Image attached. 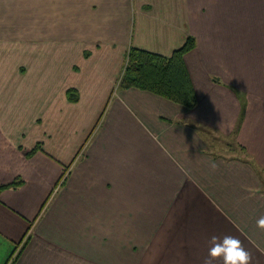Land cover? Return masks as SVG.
<instances>
[{
  "label": "crops",
  "instance_id": "1",
  "mask_svg": "<svg viewBox=\"0 0 264 264\" xmlns=\"http://www.w3.org/2000/svg\"><path fill=\"white\" fill-rule=\"evenodd\" d=\"M188 37L194 108L115 90L132 46L170 56ZM42 44L100 80L52 99L36 63L0 60V186L23 181L0 192V264H205L213 234L264 264V0H0V55ZM63 100L89 114L69 154Z\"/></svg>",
  "mask_w": 264,
  "mask_h": 264
},
{
  "label": "trees",
  "instance_id": "2",
  "mask_svg": "<svg viewBox=\"0 0 264 264\" xmlns=\"http://www.w3.org/2000/svg\"><path fill=\"white\" fill-rule=\"evenodd\" d=\"M195 47L196 40L193 37H188L184 44L170 56H164L132 46L126 54L123 69L116 83L115 90L128 88L147 90L186 108H194L198 98L188 72L185 55ZM67 98L70 102H77L79 100L78 90L69 88L67 90ZM101 122L102 119L100 117L86 142L99 128ZM41 147L42 144L38 142L32 150L26 151V156L31 157L41 150ZM240 147L242 150H245L242 146ZM18 180L20 179H16L6 185H1L0 192L3 189L15 188L23 183V181Z\"/></svg>",
  "mask_w": 264,
  "mask_h": 264
},
{
  "label": "rangeland",
  "instance_id": "3",
  "mask_svg": "<svg viewBox=\"0 0 264 264\" xmlns=\"http://www.w3.org/2000/svg\"><path fill=\"white\" fill-rule=\"evenodd\" d=\"M55 42V41H53ZM49 47V44H42L40 45V50L38 52L41 53H35L34 55L37 56H23L21 55V57H11L8 55H0V60L3 62L6 61H13L16 59H22L25 62H31L33 61L34 63H36L34 69L35 71L33 72V74L31 75V80H37V79H45V81L47 80L50 84H49V97H55L58 94V91L60 90V86L59 84H70L73 81H78L81 82V84H83L85 82V80H88L91 78V81H94V78L96 81L100 80V73L101 71L99 70H95L94 72L90 71L88 69V72L86 71L85 74H81L79 76L80 77H76L75 75H71V73L65 71L66 66H69L70 64H72L74 66V69L78 70L79 66H83V68L88 67V64L85 65V63L83 62L84 57L82 56H78V54H73V55H65L61 56V55H53V54H49V55H43V50L47 49ZM23 56V57H22ZM68 56V57H67ZM69 62V65H67ZM121 63H123V59L121 60ZM66 65V66H65ZM22 66V65H21ZM24 68V67H23ZM5 69V68H4ZM3 69V70H4ZM72 69V68H71ZM75 70V71H76ZM92 72V74H91ZM107 72L103 70V73L105 74ZM90 73V74H89ZM114 70H112V67L110 66V70L108 71V74L113 75ZM10 74V73H9ZM3 77L5 78V74L3 73ZM88 77V78H87ZM93 77V78H92ZM103 77H106L105 75H103ZM11 78V74L10 77ZM15 78V77H13ZM72 85V84H71ZM63 105H66V108H63ZM101 106V105H98ZM52 110L50 113H54L57 111H61L62 113H66L68 119L66 121H64L62 123V126H59L60 130L58 133L59 136V146L67 153L69 154V151L72 147H75L76 145L79 144L80 142V138L81 135L80 132L84 131V129L86 128L87 125V117H88V113L85 112L82 108L79 109H75L72 108L68 102H65L64 100L58 105V107L56 108L55 105L51 106ZM56 108V109H55ZM46 113V111H45ZM53 119H48V124L50 125L52 122H50ZM56 123V122H55ZM56 124L52 125L55 126L54 129L56 128ZM84 126V127H83ZM52 129V130H54ZM53 142H56L55 137L52 138ZM52 142V143H53Z\"/></svg>",
  "mask_w": 264,
  "mask_h": 264
},
{
  "label": "clouds",
  "instance_id": "4",
  "mask_svg": "<svg viewBox=\"0 0 264 264\" xmlns=\"http://www.w3.org/2000/svg\"><path fill=\"white\" fill-rule=\"evenodd\" d=\"M257 223L264 226V217H261ZM249 258V253L234 236L213 234L208 239L205 264H212V261L217 260L221 264H248Z\"/></svg>",
  "mask_w": 264,
  "mask_h": 264
},
{
  "label": "built area",
  "instance_id": "5",
  "mask_svg": "<svg viewBox=\"0 0 264 264\" xmlns=\"http://www.w3.org/2000/svg\"><path fill=\"white\" fill-rule=\"evenodd\" d=\"M16 253H17V250H16V252L12 255V259L15 258ZM10 263H11V260H10L9 264H10Z\"/></svg>",
  "mask_w": 264,
  "mask_h": 264
}]
</instances>
